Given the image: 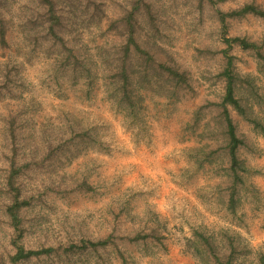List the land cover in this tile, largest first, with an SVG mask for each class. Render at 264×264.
I'll return each instance as SVG.
<instances>
[{
    "label": "rangeland",
    "instance_id": "obj_1",
    "mask_svg": "<svg viewBox=\"0 0 264 264\" xmlns=\"http://www.w3.org/2000/svg\"><path fill=\"white\" fill-rule=\"evenodd\" d=\"M55 1L61 41L46 35L38 0H0L7 38L6 46L0 44V66L19 74L0 97V264H13L16 251L2 186L14 145L17 154L27 155L19 164L29 167L17 182L33 202L23 211L20 242L25 248H56L18 264H197L185 248V238L197 229L229 228L264 252V136L230 106L246 171L237 186L236 212L227 208L232 179L220 76L226 45L218 18V9L227 12L250 1L264 8V0ZM129 23L136 46L125 53ZM227 35L264 45V20L228 18ZM138 46L187 69V85L160 77L156 63L138 56ZM67 48L89 71L73 57L65 71L58 70ZM230 53L234 69L253 76L261 98L245 88L237 95L243 104L250 98L264 122V73L253 51L233 45ZM127 56L137 70L130 86L135 119L124 116L108 89L116 82L109 76ZM151 228L159 237L132 240ZM80 237L110 241L92 254L65 253L64 244Z\"/></svg>",
    "mask_w": 264,
    "mask_h": 264
},
{
    "label": "trees",
    "instance_id": "obj_2",
    "mask_svg": "<svg viewBox=\"0 0 264 264\" xmlns=\"http://www.w3.org/2000/svg\"><path fill=\"white\" fill-rule=\"evenodd\" d=\"M39 3L44 8L43 18L46 19L47 26L46 35L51 36L54 40L61 41L62 38L59 35L57 29V23H59L60 14H57V2L55 0H38ZM225 0H211L213 3ZM246 15H254L264 20V8L256 3L255 1H250L242 4L241 6L232 9L230 11H222L218 9V18L220 21V31L222 35V40L226 47L222 49L223 56L225 58V66L220 73L225 79V93L222 99V133L225 138L224 151L229 157V169L227 174L232 179V185L230 186V195L228 200L227 208L230 212L235 213L236 210V195L237 186L239 183H244V178L242 172L246 171L242 161L238 157V149L240 145H243V140L238 137L236 133V127L231 118L228 106L232 107L244 120L248 121L253 128L264 136V122L256 116L253 108L249 104L250 98L246 99L243 104V99L237 95V90L240 89H250V96L254 98H261L256 85L254 84V78L251 74H241L234 69V55L230 53L233 45L239 46L243 50L253 51V55L257 60L258 69L261 73H264V45L257 41H250L246 37L234 36L230 37L227 35V19L228 18H241ZM132 15L128 17L131 21ZM133 24L129 23V37L125 45L122 46L125 53H129L131 45H135V40L133 38ZM0 44L6 46V29L5 23L0 16ZM66 48V47H65ZM67 53H60V59L57 61L59 63L58 70L65 71L66 66L70 65V57H73L76 63H81L72 54V50L67 48ZM136 53L143 60L148 61V58L152 63H156L159 68L160 77L169 76L176 80L178 86L180 84L187 85L189 72L187 69L181 65L175 63L174 61H160L156 57H153L147 50L136 47ZM65 55V57H64ZM145 55V56H144ZM105 61V59H104ZM129 61L127 56L119 66H116L115 73L110 75L112 77L115 75L114 80L116 82L112 83L108 87L112 90L110 97L119 103L124 113V116L130 119L138 118V109L134 103L133 97L131 95L130 86L133 85L132 75L137 73L134 65ZM85 71V64H82ZM56 70L57 72H59ZM145 75V74H144ZM142 75V79L147 81V76ZM19 77V74L14 73L9 65L0 66V97L5 98L2 90L11 89L9 86ZM146 77V78H145ZM150 82V80H148ZM137 96V102L139 100ZM248 103V104H247ZM221 118V119H222ZM16 143L15 134L11 137ZM95 143V140H94ZM12 155L6 156L8 158V168L4 169V175L2 176L3 182L2 186L6 189L8 193V204L5 206V214L8 218L10 227L13 230L12 244L16 251L10 256V261L13 264H18L19 261H29L33 257H38L41 255L49 256L54 253L56 248L53 246H41L36 249L25 248L20 242L21 238L25 235L26 226L23 221V211L30 208L33 204L31 196L27 193L22 192V189L18 186L17 178L22 170H27L29 163H20L27 161V155L23 153L20 156L17 147L14 145L11 149ZM32 152V151H31ZM31 158V157H30ZM19 159V160H17ZM30 161V160H29ZM1 191V189H0ZM149 231V230H148ZM158 230L156 228H151L149 232H139L132 240L139 242V240L149 239L151 236L157 238ZM160 235V234H159ZM159 237V236H158ZM185 248L197 264H264V252L254 250L250 247L249 243L245 238L241 237L239 233L233 232L229 228H223L216 232L208 231L205 229H197L193 231L192 238H185ZM110 239L105 238L98 241H92L84 237H80L78 240H68L64 244L65 253L69 250L73 251L75 249L92 254L93 250L98 247H106ZM157 241H160L158 238ZM119 250V248H118ZM146 252V251H145ZM144 252V253H145ZM148 254V252H146ZM122 261L126 260L122 258Z\"/></svg>",
    "mask_w": 264,
    "mask_h": 264
}]
</instances>
